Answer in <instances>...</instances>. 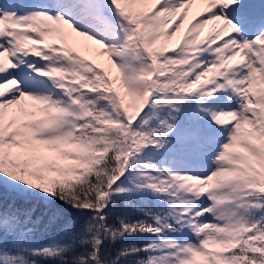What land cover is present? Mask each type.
<instances>
[{
    "label": "snow or ice",
    "instance_id": "6c2138e0",
    "mask_svg": "<svg viewBox=\"0 0 264 264\" xmlns=\"http://www.w3.org/2000/svg\"><path fill=\"white\" fill-rule=\"evenodd\" d=\"M0 264H264V0H0Z\"/></svg>",
    "mask_w": 264,
    "mask_h": 264
}]
</instances>
